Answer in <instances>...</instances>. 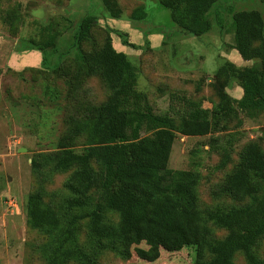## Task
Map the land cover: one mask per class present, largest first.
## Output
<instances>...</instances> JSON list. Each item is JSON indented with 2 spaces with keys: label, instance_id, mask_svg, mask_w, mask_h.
<instances>
[{
  "label": "trees",
  "instance_id": "16d2710c",
  "mask_svg": "<svg viewBox=\"0 0 264 264\" xmlns=\"http://www.w3.org/2000/svg\"><path fill=\"white\" fill-rule=\"evenodd\" d=\"M102 1L110 17L121 19L123 7L119 0ZM216 1L160 3L170 9L180 31L201 36L211 29L208 14ZM147 16L144 5L130 14L133 20ZM99 29L95 16L86 15L77 23L71 45L76 60L73 80L81 76V70L88 76L99 75L109 97L93 110L90 108L85 117L69 118L70 138L85 135V144L77 149L64 139L58 152L47 160L53 162L54 171L72 170L64 183L67 195L51 203L45 202L42 190H35L25 205L28 225L46 236L43 256L47 264H100L103 252L129 259L133 250L140 259L155 261L161 249L175 252L184 247L194 248L193 264H236L238 252L248 264H264V258L255 250L264 238V128L257 139L244 145L238 162L211 190L212 197L229 196L234 202L203 205L198 191L201 173L169 167L177 133L200 136L226 132L227 141L219 145L214 139L210 143V148L223 152L216 167L222 168L230 161L233 148L230 139L234 133L229 131V123L238 119L235 126H239L241 114L264 113L262 13L234 12L232 26V48L245 60L259 62L241 67L223 60L211 78L218 97L211 108L172 92V104L179 102V107L171 105L177 118L155 112L147 93L136 89V66L126 52L115 48L111 33L131 48H141L142 44L131 42L128 33L118 28ZM56 41L57 34L49 33L44 39L22 41L18 51H39L43 64ZM85 43L93 48L84 50ZM61 62L54 69L56 75L67 77L72 84L70 65ZM234 81L243 89L240 98L228 91ZM33 164L39 169L36 159ZM83 227L85 242L80 240ZM215 227L225 229L226 234L217 236ZM142 242L148 247L139 246Z\"/></svg>",
  "mask_w": 264,
  "mask_h": 264
},
{
  "label": "rangeland",
  "instance_id": "374dc122",
  "mask_svg": "<svg viewBox=\"0 0 264 264\" xmlns=\"http://www.w3.org/2000/svg\"><path fill=\"white\" fill-rule=\"evenodd\" d=\"M119 2L123 7L121 19L110 17L102 0H0V264H47L43 256L46 236L27 223V197L35 190H42L45 202L57 203V199L67 195L64 183L72 170L54 171L53 162L47 160L58 152L64 139L77 149L85 144V135L70 138L69 118L85 117L90 108L93 110L109 97L99 75L88 76L81 70V76L73 80L76 60L71 45L76 25L84 16H95L101 31L118 28L128 33L131 42L142 44L141 48H131L111 33L115 48L123 47L136 66V89L147 93L155 112L169 113L175 118L171 105L179 107V102L172 104V92L211 108L218 101L211 78L223 60L229 59L241 67L259 62L245 60L232 48V26L233 14L237 11L258 10L264 16V0H217L208 14L211 29L201 36L180 31L170 9L162 6L160 0ZM139 5L145 6L148 16L133 20L131 11ZM49 33L57 34V41L53 49H48L46 61L40 65L23 62L29 51H18L21 42L44 39ZM82 47L93 48L90 43ZM58 62L70 65L68 75L72 84L67 82V77L56 75L54 69ZM237 87L243 94L236 81L232 82L229 93ZM240 118L239 126H235L238 119L229 123V131L234 133L230 139L233 148L230 161L222 168L216 167L221 163L223 152L210 148V143L214 139L219 145L227 141L226 132L200 136L177 133L169 167L201 173L198 191L203 205L234 202L229 196L212 197L211 190L238 162L244 145L257 139L260 129L264 128V113L241 114ZM112 217L118 219L115 215ZM215 233L223 237L226 230L215 227ZM86 239L83 227L80 240ZM139 246L148 247L145 242ZM255 250L264 258V238ZM194 255L193 247L175 252L161 249L158 260L146 261L134 250L129 259L106 251L99 261L100 264H193ZM234 260L236 264H248L241 252Z\"/></svg>",
  "mask_w": 264,
  "mask_h": 264
},
{
  "label": "crops",
  "instance_id": "0c3cea01",
  "mask_svg": "<svg viewBox=\"0 0 264 264\" xmlns=\"http://www.w3.org/2000/svg\"><path fill=\"white\" fill-rule=\"evenodd\" d=\"M122 48L123 47H119L116 49L119 51H123ZM23 62H25V63L33 62L34 64L40 65L42 62V55L39 51L28 52L26 55H24V61ZM230 92L232 93L231 95L236 97V98H240L242 96L241 89H239L238 87H237V89H235L234 92H232L231 90H230Z\"/></svg>",
  "mask_w": 264,
  "mask_h": 264
},
{
  "label": "built area",
  "instance_id": "2783aa9c",
  "mask_svg": "<svg viewBox=\"0 0 264 264\" xmlns=\"http://www.w3.org/2000/svg\"><path fill=\"white\" fill-rule=\"evenodd\" d=\"M15 206H16V208L18 209V205L16 204Z\"/></svg>",
  "mask_w": 264,
  "mask_h": 264
}]
</instances>
